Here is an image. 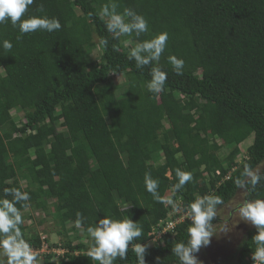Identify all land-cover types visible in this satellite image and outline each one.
Masks as SVG:
<instances>
[{
    "label": "trees",
    "instance_id": "trees-1",
    "mask_svg": "<svg viewBox=\"0 0 264 264\" xmlns=\"http://www.w3.org/2000/svg\"><path fill=\"white\" fill-rule=\"evenodd\" d=\"M105 3L142 14L149 31L112 37L107 18L99 17ZM40 4L44 13L37 11ZM29 14L57 17L62 29L22 35L10 23L0 24V41L13 44L10 51L0 47V191L27 182L22 190L31 200L22 231L38 251H51L38 254L42 264H97L87 254L91 241L52 243L47 232L43 236L38 227L48 218L66 237L86 234L97 215L132 218L143 226L140 239L150 243L149 234L179 216L171 219L173 208L145 191V173L184 212L196 195L233 200V180L243 166L264 168V0H35ZM162 31L169 40L156 66L168 79L157 96L146 87L149 67L138 69L128 54L139 40ZM169 55L185 61L182 75ZM222 151L228 153L222 157ZM176 168L193 175L180 193L171 191ZM28 210L45 217L34 222L32 213L25 216ZM78 211L87 218L79 229ZM188 223L151 245L146 264H156L157 257L177 264L171 248L187 239ZM253 235L249 229L220 264H254ZM135 260L129 249L128 259L116 264Z\"/></svg>",
    "mask_w": 264,
    "mask_h": 264
},
{
    "label": "clouds",
    "instance_id": "clouds-1",
    "mask_svg": "<svg viewBox=\"0 0 264 264\" xmlns=\"http://www.w3.org/2000/svg\"><path fill=\"white\" fill-rule=\"evenodd\" d=\"M34 2L35 0H0V24L10 23L22 35L39 31L47 33L60 31L62 24L59 18L49 17L47 14H29V7ZM37 11L44 13L43 4L38 6ZM99 17L107 18L105 30L117 39L133 34L140 37L149 31V22L145 16L131 8H125L121 13L115 3H105L100 9ZM168 40L167 31L156 33L150 39L139 40L128 54V59L135 61L138 69L149 67L151 79L147 81L146 87L150 93L157 96L164 91L168 79L167 71L156 66L166 51ZM100 42L104 46L108 44L106 38H101ZM0 47L10 51L13 44L10 40L3 39L0 41ZM167 61L177 75L183 74L185 61L182 58L169 55ZM174 171L176 182L171 185V191L180 193L193 180V175L181 168ZM143 184L145 191L156 202L177 210V203L173 198L166 199L160 195L159 180L153 178L151 173H145ZM233 186L238 193L236 199L226 202L222 195L206 193L194 196L187 203L184 208L190 222L186 228L187 239L175 242L171 248L172 255L177 258V264H200L196 254L202 247L210 244L216 235L214 230L217 226H222L220 233L227 234L240 222L255 229V235L251 240L255 244V249L251 250V259L254 264H264V168L261 164L253 167L246 163L240 174L234 178ZM22 188L23 185L6 187L0 191V264H42L38 249L25 238L22 231L23 212L27 210L31 200L30 193L23 191ZM224 208L228 209L231 224L228 219L214 226L213 220ZM75 217V227L77 229L83 227L87 220L84 214L78 211ZM143 231L140 222H135L132 218L107 215L101 218L97 215L94 223L86 227L87 237L91 241L87 254L97 264H116L118 259L127 260L131 249L136 257L135 264H146L148 249L151 244L153 246L157 242L155 238L154 241L151 240V244L144 243L147 239H140ZM156 264H162L159 257L156 258Z\"/></svg>",
    "mask_w": 264,
    "mask_h": 264
},
{
    "label": "rangeland",
    "instance_id": "rangeland-1",
    "mask_svg": "<svg viewBox=\"0 0 264 264\" xmlns=\"http://www.w3.org/2000/svg\"><path fill=\"white\" fill-rule=\"evenodd\" d=\"M100 48L96 49L93 53V56L95 58H99L98 56V51ZM92 56V57H93ZM92 59V58H91ZM93 60V59H92ZM117 83H122L123 79L121 77L116 78ZM124 89L120 91L123 92ZM13 115L16 117L18 116L19 118L22 117V115H19V113L13 112ZM61 129V127H58ZM253 142L252 138H250L247 143L251 144ZM243 147V146H241ZM228 151H222L219 153L220 156L224 157ZM242 155H239L237 158L238 162H241L242 160ZM24 186H26L27 182L23 181L22 182ZM238 198V194L234 199ZM33 214V211L28 210L25 213V216ZM35 219L34 222L39 221L40 218L45 217V213L39 212V213H34L33 214ZM26 216V217H27ZM219 220L218 222L214 223V226H217L219 224H222L224 221L223 220H228L229 219V224H231V219L228 216V209L224 208L221 210L219 213ZM38 219V220H37ZM29 224H31L32 221L27 220ZM47 223H45L42 227H38V231L42 233V235L47 237V234L49 236V239L52 243H61V240L63 241H68V240H74V244L79 243L83 241L84 243L87 242L89 243L90 239L87 237V235L83 232L80 233V237H77L76 232H68L67 237L65 235H60V232H64V229L61 227V225L57 224V222H53V219L48 218ZM38 223V222H37ZM233 225H235V221H233ZM69 229L71 228V224L68 225ZM220 227L222 226H217V228L214 230L215 236L211 239V242L208 246L202 247L200 252L197 253V258L200 261V264H220L221 262L228 260L232 254L235 253L236 247L238 243L241 241V239L245 236L247 231L249 229H252L253 227L250 225H246L243 222L237 223L235 227L232 229L230 233L224 234L220 233ZM43 231L47 232V234L43 233ZM151 244V242H150ZM152 245V244H151ZM50 250H47L45 248V252H49ZM53 252V251H52ZM40 254V252H38ZM43 253V252H41ZM51 253V251H50ZM56 253V252H54ZM55 260V259H54ZM56 261V260H55Z\"/></svg>",
    "mask_w": 264,
    "mask_h": 264
},
{
    "label": "built area",
    "instance_id": "built-area-1",
    "mask_svg": "<svg viewBox=\"0 0 264 264\" xmlns=\"http://www.w3.org/2000/svg\"><path fill=\"white\" fill-rule=\"evenodd\" d=\"M216 175L217 176L221 175V171L220 170L216 171ZM229 176H230V174L227 177H225V179H229ZM175 215H177L179 217H177L174 221L171 220L170 222H168L162 231H160V232H157L156 230L153 231V233L151 234L153 236L152 241H154L156 238L155 242H158L159 239L162 238V236L167 231L173 230L177 224L182 223V222L186 221L187 219H189L188 216L185 214V212L181 211V208H177V210H172L171 214H170V218L173 219V217ZM44 251H45V249L42 251H38V252H44ZM62 252H64V251H58V253H62Z\"/></svg>",
    "mask_w": 264,
    "mask_h": 264
}]
</instances>
